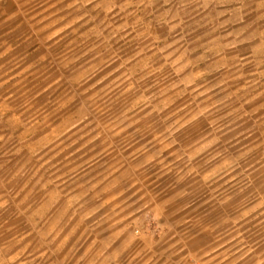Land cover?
<instances>
[{"label":"rangeland","instance_id":"1","mask_svg":"<svg viewBox=\"0 0 264 264\" xmlns=\"http://www.w3.org/2000/svg\"><path fill=\"white\" fill-rule=\"evenodd\" d=\"M0 264H264V0H0Z\"/></svg>","mask_w":264,"mask_h":264}]
</instances>
